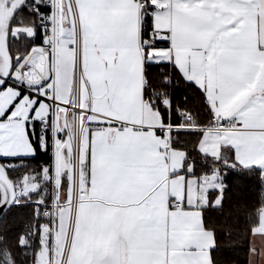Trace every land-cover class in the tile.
Listing matches in <instances>:
<instances>
[{
	"label": "crops",
	"instance_id": "obj_1",
	"mask_svg": "<svg viewBox=\"0 0 264 264\" xmlns=\"http://www.w3.org/2000/svg\"><path fill=\"white\" fill-rule=\"evenodd\" d=\"M67 2L59 0L57 23L60 37L57 36L59 47L56 44L54 58L56 95L64 103L75 92L80 105L91 107L104 116L100 118L104 121L89 117L92 123L88 124L82 136L84 143L83 149H80V162L83 173L76 190L70 188L69 165L59 169L61 173L68 172L66 187L61 189L58 203V206L65 207L58 242L61 255L68 252V264H213L210 252L214 248V236L203 225L202 209L208 204L209 191L218 187L212 177L215 171L209 175L193 176L189 174L191 165L184 168V152L177 153L170 146L171 131L161 123L160 115L153 112L147 101L140 97L143 77L138 71L130 90L127 87L128 76L122 74L115 78L113 85L116 99L110 104L99 103L100 96L107 89L105 81L112 83L103 67L105 62L114 55L126 54L134 67L139 65L140 56L136 54L139 25L135 20V7L130 0H124L123 6L103 9L100 16L86 21L89 26L99 25L97 29L82 33L77 26L74 36L64 38L70 23L68 13L63 11ZM213 3L228 13L234 26L242 32L245 47L239 59L261 69L256 78L245 82L243 90L231 99L227 96L239 86V77L229 70L226 78H217V86L222 87L226 95L225 103L217 109L218 117H235L242 98L264 91V53H260L258 48L264 45V0H245L243 6L229 4L228 0H213ZM122 26H126V32L121 31ZM75 37L80 46L82 43L84 52L83 70L80 71L77 65L79 74L75 72V48L68 47L73 39L77 43ZM94 37H103L113 46L88 47L85 50L83 42ZM120 44L125 47L118 52ZM207 79L205 73L201 81L206 82ZM13 82L20 81L10 78L7 84ZM30 85L39 86L34 82ZM46 89L49 93V87L42 88L41 92ZM38 107V110H43ZM41 113L39 119L49 117L44 115L46 111ZM57 113L54 120L59 133L56 142H61V151L67 152L75 120L62 119V115ZM86 122L89 123L86 120L83 124ZM55 125L51 129L52 139ZM195 128H203L197 146L201 154L217 159L221 154L228 155L227 151L223 155L221 149L229 146L238 165L258 167L264 176V109L257 110L237 129L217 131L208 126ZM63 131L66 134L63 135ZM83 167H86V172ZM60 176L58 174L59 183ZM28 179L33 183L29 184V188L35 190L40 179L34 176ZM144 197L150 198L148 210L132 220L130 210L137 207L133 201H143ZM175 201H180V205L174 206ZM57 234L56 219V237ZM42 243L48 247L49 263V240L46 242L43 238L41 246ZM247 264H264V208L251 234Z\"/></svg>",
	"mask_w": 264,
	"mask_h": 264
},
{
	"label": "snow or ice",
	"instance_id": "obj_2",
	"mask_svg": "<svg viewBox=\"0 0 264 264\" xmlns=\"http://www.w3.org/2000/svg\"><path fill=\"white\" fill-rule=\"evenodd\" d=\"M130 2L136 9L135 20L139 25V44L136 50V54L140 56L139 65L134 67L126 54L114 55L105 62L103 67L107 70V76L112 83L105 81L107 89L100 96L99 103L110 104L116 99L113 85L116 83L115 78L122 74H127L129 81L127 87L130 90L138 71L143 77L140 87L141 99L146 100L151 110L160 115L162 124H171L174 131L184 132L186 129L178 127L184 121L182 115L184 112L198 115L207 110L208 118L212 122L220 115L217 109L225 103L226 95L225 90L217 86L218 77L226 78L229 70L239 77V86L227 96V99H231L243 90L245 82L254 80L261 71L259 66L244 63L239 59L241 50L245 47L242 32L234 26L228 13L214 5L213 0H130ZM228 2L243 6L245 0ZM123 4L124 0H68L63 11L72 19L68 24L69 31L63 34L64 38L74 36L77 26H80L82 33L97 29L99 25L89 26L86 21L100 16L103 9ZM52 8V0L47 2L24 0L18 11L26 13L34 32L31 36L18 33L12 39L18 43L21 39L31 41L32 47H51L47 37L51 34L49 29L52 27V20L46 17L51 16ZM23 23L24 17H21L17 24ZM121 31L126 32V26H122ZM75 43L73 39L68 47L75 48ZM112 46L103 37H94L91 41L83 42L85 50L88 47L99 49ZM32 47L26 45V52H30ZM124 47V44H120L118 52ZM258 48L260 53H264V45H259ZM20 59L23 57H19L17 63ZM205 73L208 79L202 82L201 77ZM3 86L0 85V89ZM27 91L20 85L19 95L3 113H0V120L11 113ZM31 95L36 96L37 101L24 120V132L33 151L15 157L0 154V160H35L41 155H46L53 147L49 143L52 139L51 113L47 122L34 118L39 100L47 98L48 91L46 89L41 95L37 89ZM238 103L235 119L237 123L245 124L257 110L264 109V91L250 98H242ZM74 111L78 114H91L93 109L77 105ZM225 122L226 118L220 119L222 125ZM4 134V130H0V135ZM227 167L225 164V168ZM229 171L234 174V178L245 179L242 172L236 169ZM227 174L225 173V179ZM149 202V197H144L143 201H133L137 207L130 210L131 219L135 220L139 213L146 212Z\"/></svg>",
	"mask_w": 264,
	"mask_h": 264
},
{
	"label": "trees",
	"instance_id": "obj_3",
	"mask_svg": "<svg viewBox=\"0 0 264 264\" xmlns=\"http://www.w3.org/2000/svg\"><path fill=\"white\" fill-rule=\"evenodd\" d=\"M21 17H24V23L19 25L17 21ZM14 27H21L22 31L12 32ZM23 29L30 30V33L25 32V30L23 32ZM33 32L34 27L26 13L18 11L10 26L8 48L12 59L18 54H28L26 45L32 47L31 41L21 39L18 43L12 37L18 33H26L31 36ZM15 67L16 65L13 64V69ZM193 116L200 126L210 124L207 110ZM63 130L66 132L65 129ZM64 131L63 135L66 134ZM171 135V148L184 152V168L191 165V173L189 174L199 176L208 174L213 170H223L228 173L227 178L224 177L225 188L218 206L213 205L216 191L209 192L208 204L202 209L203 225L213 232L214 248L210 252L213 264H247L251 234L259 223V214L264 208V176L262 171L254 166L243 167L238 165L233 159V151L229 146H223L221 149L223 155L225 151L228 155L222 156L221 154L220 158L217 159L201 154L197 148L202 135L200 129L184 132L172 130ZM7 161L15 163L13 167L5 166L7 175L11 180L14 181L16 176L21 175H32L40 179L43 174V167L49 165L51 161V149L46 155H41L35 160H0V163L5 165ZM193 161H195L194 165ZM225 164L228 165L227 168H225ZM230 169L242 172L245 179L234 178V174L229 171ZM66 182V173H61L59 183L61 189L66 186ZM50 200L49 183L41 178L35 190L31 191L22 201L14 203L6 211L0 219V264L35 263L37 251L41 246L39 227L47 221L40 213L49 206ZM30 232H36L33 242L28 238ZM22 237L25 238V245L20 243ZM28 246H31V252L26 250Z\"/></svg>",
	"mask_w": 264,
	"mask_h": 264
},
{
	"label": "rangeland",
	"instance_id": "obj_4",
	"mask_svg": "<svg viewBox=\"0 0 264 264\" xmlns=\"http://www.w3.org/2000/svg\"><path fill=\"white\" fill-rule=\"evenodd\" d=\"M59 16V15H58ZM70 17V22L72 17ZM59 18V17H58ZM59 23V20H58ZM57 23V36L58 38L60 37L59 35V24ZM27 29V28H26ZM21 29V27H14L12 28V32H17ZM25 29H23L24 32ZM30 30H25V32H29ZM76 32V31H75ZM77 40V38L75 37ZM57 46L59 47L58 43ZM82 46V43H81ZM81 46L77 40V43L75 45V53H76V73L79 74V68L80 71L81 69L83 70L82 65H84V60H82V54L84 53L81 49ZM57 47V56H58V48ZM36 60V59H34ZM39 63V62H38ZM79 68H78V66ZM60 71H63V67H60ZM83 72V71H82ZM25 76L27 79H34L36 78V73H31V72H26ZM78 76V75H77ZM33 77V78H31ZM11 80H19L21 81L23 79L22 74L20 73L19 66L15 67L11 76ZM31 82H26L27 86H32L30 85ZM45 91H42V94H44ZM19 95V88L13 84H6L1 90H0V113H3L5 109L8 108L9 104H11ZM37 101V98L33 95L30 96L28 92L25 93V95L19 100V102L15 105V107L11 110V113L4 119L0 120V130H4L5 134L0 135V154H3L8 157H15L18 155H27L30 154L33 149L31 145L29 144L28 137L25 135L24 132V120L27 118L28 112L31 109L32 105ZM40 104L38 108H42L43 110H38L36 109L35 116L34 118H40L42 115V111H46L44 115H49L51 113V108L50 105L47 101L40 99L39 100ZM83 106V105H82ZM57 115L61 114L62 119H65V117L72 118V120H75V127H74V132H72V137H71V142L69 145H67V152H64V150L61 151V146L63 145L61 142L57 141L56 139L58 138V124L56 123L55 129H54V139L50 142V144L54 145V152H55V169L58 171L57 173L60 175L61 172L59 171L60 168L65 167V165H69L68 167V174L70 176V188L71 190L77 189V182L79 177L81 178L82 175V163L80 162V152L82 144L84 141L82 140V136L84 135V132L86 130V127L88 126V122L84 123L83 116H81L80 119L75 118L73 113L69 110H66L65 108L61 107L57 111ZM66 115V116H65ZM58 118V116H57ZM96 118L99 121H104V119H100L98 117H92ZM89 118L87 121H92V119ZM65 121V120H64ZM197 124V122H196ZM200 126V125H198ZM208 126V125H207ZM179 128L181 129H186V131H195L197 130L196 128L189 129L184 123H180L178 125ZM86 133V132H85ZM177 153L181 150H175ZM66 153V154H65ZM69 153V154H68ZM62 154V155H61ZM68 155V157H67ZM84 168V167H83ZM85 170V168H84ZM86 171V170H85ZM215 171V172H214ZM211 172H214V175L212 176L213 179H216L217 183V188H215L213 191H216V196L213 201V205L218 206L220 204V201L223 196V191L225 188V183H224V177H225V171H219V170H213ZM210 172V173H211ZM210 173H205L209 175ZM48 171H45L43 173L42 178L46 181L48 179ZM26 182H27V187L29 188V184H33L32 181L31 183L29 182L30 180L28 177H32V175L26 176ZM59 178V177H58ZM66 187V186H65ZM30 189V188H29ZM60 191L61 188L58 186V191H57V203L60 202ZM212 191V190H211ZM210 192V191H209ZM76 196V195H75ZM74 197V196H73ZM76 198V197H74ZM64 206H58L57 207V239H56V251H57V258H60L61 255V249H59V240H60V228L62 226L63 220L62 219V213L64 212ZM46 229V228H45ZM41 238H45V241L48 242L49 236L48 233L43 230L41 231ZM41 240V241H42ZM25 238L22 237L20 240V243L22 245H25ZM68 249V248H67ZM67 251V250H66ZM48 247L42 243V246L39 248L36 254V259L34 264H47L48 263ZM68 253V252H67ZM67 253H63L65 257L67 256Z\"/></svg>",
	"mask_w": 264,
	"mask_h": 264
},
{
	"label": "built area",
	"instance_id": "obj_5",
	"mask_svg": "<svg viewBox=\"0 0 264 264\" xmlns=\"http://www.w3.org/2000/svg\"><path fill=\"white\" fill-rule=\"evenodd\" d=\"M52 3H53L52 14L50 17H46L52 20V27L49 29L51 34L47 37V40L50 42L52 46L51 47L35 46L32 47V50L28 54L16 55L13 59V64L19 66V70L20 73L22 74L23 79L20 82H13V84L16 85L17 87L23 85V87L28 90L27 91L28 93H32L37 89H39L41 95H43L41 89L45 87H49L48 97L45 99L47 100L51 108V129L54 128L55 116L58 109L61 107L65 108L68 111L70 110L73 113L74 117H76L77 119H79L83 115L84 122L88 120V118L91 116L104 118L103 115L95 111H92L91 114H87V113L78 114L77 111H74V107H76L77 105L82 107L80 103L76 100L75 92H72L67 102L63 103L57 98L56 85H55L56 67H55L54 58H55L56 44H57V21H58L60 4H59V0H52ZM21 56L23 57V59H20L19 63H17V60ZM48 57H49V61H47ZM36 61L39 63L36 64ZM26 72L36 73V78L34 80L27 79L25 76ZM26 81L37 83L39 86L38 87L27 86L25 84ZM46 81L47 83H45ZM70 104L73 106L69 107ZM182 115L184 116V121L181 123H184L188 128H195L196 126H198V124H196V119L194 118L193 115H189L187 112L182 113ZM222 118H226V122L223 125L220 123V119ZM41 119L47 122L49 118L42 117ZM208 127H211L217 131H223L228 129H237L241 127V124L237 123L235 117L227 116V117H217L215 122H212L210 120V124L208 125ZM166 129L168 131H172L173 126L171 124H166ZM200 129L202 130L203 128ZM54 157H55V152L53 145V147L51 148V161L49 165L43 167V170L48 171L49 173L46 182L49 183L51 200L49 206L43 209L40 213V215L43 218H45L47 221L45 223H42L39 229L40 231L45 230L49 236L50 260L48 264H68L67 256L65 257L64 255L67 252L62 254L59 259L56 257L55 237H56V219H57V207H58L57 191L59 186V178L57 171L55 169ZM14 165L15 163L13 161H7L5 162L4 166L13 167ZM26 178H27L26 175L16 176L13 181L16 192L15 203L22 201V199L32 191L27 187ZM173 205L174 206L180 205V201H175ZM35 233L36 232H30L28 235V238H30L32 242L35 239ZM26 250L28 252H31V246H28Z\"/></svg>",
	"mask_w": 264,
	"mask_h": 264
},
{
	"label": "water",
	"instance_id": "obj_6",
	"mask_svg": "<svg viewBox=\"0 0 264 264\" xmlns=\"http://www.w3.org/2000/svg\"><path fill=\"white\" fill-rule=\"evenodd\" d=\"M23 2L24 0H0V85H5V80L9 81L13 70V59L8 48L10 26ZM15 195L13 180L0 163V219L15 203Z\"/></svg>",
	"mask_w": 264,
	"mask_h": 264
}]
</instances>
